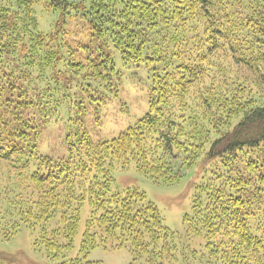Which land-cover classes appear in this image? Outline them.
Segmentation results:
<instances>
[{
  "label": "trees",
  "instance_id": "obj_1",
  "mask_svg": "<svg viewBox=\"0 0 264 264\" xmlns=\"http://www.w3.org/2000/svg\"><path fill=\"white\" fill-rule=\"evenodd\" d=\"M35 6L57 13L49 33ZM116 56L150 71L147 112L93 140ZM193 167L184 236L114 189L116 169L171 185ZM85 203L60 264H99L89 252L107 245L145 264H264V0H0V236L27 229L57 257Z\"/></svg>",
  "mask_w": 264,
  "mask_h": 264
},
{
  "label": "rangeland",
  "instance_id": "obj_2",
  "mask_svg": "<svg viewBox=\"0 0 264 264\" xmlns=\"http://www.w3.org/2000/svg\"><path fill=\"white\" fill-rule=\"evenodd\" d=\"M34 16L38 22L39 31L49 33L54 27L57 13L44 11L41 6H35ZM69 26L71 39H79L87 32L76 21L69 22L65 28ZM115 65L117 71L121 73V90L117 94L118 98L101 110L100 126L89 128L93 140L116 138L147 112L150 71L143 66H122L117 56ZM112 176L115 190L122 192L135 189L143 193L146 201L156 207L164 226L174 234L184 236L183 218L190 214L191 204L197 198L195 185L199 181V174L196 167L186 171L177 182L171 185L155 184L138 175L133 168L125 172L116 169ZM200 198L203 199V197ZM88 215L89 207L85 203L80 209L79 227L73 240V248L57 257H53L44 247H35V236L31 235L27 229L21 228L8 240L0 236V264H60L76 258ZM56 220L51 221L49 226L56 224ZM87 259L99 264H145L142 261H133L127 249H111L110 245H107L105 249L98 246L89 252Z\"/></svg>",
  "mask_w": 264,
  "mask_h": 264
}]
</instances>
